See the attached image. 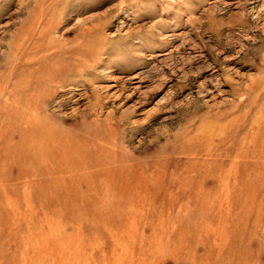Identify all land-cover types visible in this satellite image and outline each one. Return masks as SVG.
I'll return each instance as SVG.
<instances>
[{
    "label": "rangeland",
    "instance_id": "1",
    "mask_svg": "<svg viewBox=\"0 0 264 264\" xmlns=\"http://www.w3.org/2000/svg\"><path fill=\"white\" fill-rule=\"evenodd\" d=\"M0 264H264V0H0Z\"/></svg>",
    "mask_w": 264,
    "mask_h": 264
},
{
    "label": "bare ground",
    "instance_id": "2",
    "mask_svg": "<svg viewBox=\"0 0 264 264\" xmlns=\"http://www.w3.org/2000/svg\"><path fill=\"white\" fill-rule=\"evenodd\" d=\"M30 137H31V140H33V141H36V140L39 138V137L36 138V137H34L33 135H30ZM41 137H42V136H41ZM41 137H40V138H41Z\"/></svg>",
    "mask_w": 264,
    "mask_h": 264
}]
</instances>
